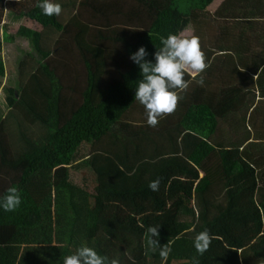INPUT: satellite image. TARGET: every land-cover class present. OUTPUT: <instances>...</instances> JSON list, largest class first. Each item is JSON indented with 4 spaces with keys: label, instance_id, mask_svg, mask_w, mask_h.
Returning <instances> with one entry per match:
<instances>
[{
    "label": "trees",
    "instance_id": "trees-1",
    "mask_svg": "<svg viewBox=\"0 0 264 264\" xmlns=\"http://www.w3.org/2000/svg\"><path fill=\"white\" fill-rule=\"evenodd\" d=\"M27 1L26 5L28 2L0 0V21L5 4L16 3L12 4V16L25 23L16 36L30 45L18 63L19 80L25 72V81L8 88L16 95L8 100L11 110L5 121L0 113V195L10 186L18 187L22 195L19 208L0 210V264H63L64 257L82 245L107 257L106 264L112 260L119 264H264L254 242L232 255L218 244L224 246L229 236L233 244H241V239L234 240L233 229L222 232L218 228L220 236H216L220 239H214L205 253H198L193 245L195 236L207 227L215 229L212 227L227 212L210 218V208L204 205L201 209L199 204L195 224L186 193L191 186L189 179L196 178L198 171L202 174L199 186L209 190L216 184L235 181L245 173L247 164L256 168L264 187V154L260 148L264 142L249 143L241 160H227L218 150L223 143L212 140L227 136L217 134L220 117L244 109L253 92L264 98V67L260 72L255 70V79L252 72L239 67L235 55L211 49L216 44V48L234 47L229 28L244 32L247 20L241 13L254 10L253 1L239 11L233 0H224L210 12L215 0H55L61 9L65 3L76 7L67 24L58 16L43 15L37 0ZM14 9L17 13L13 15ZM29 22L36 29L26 26ZM190 26L193 35L200 38L208 67L196 78L186 73L189 86L179 92L176 109L164 114L155 127L149 126L144 106L135 99L142 77L129 56L143 46L149 53L146 59L153 60L152 53L160 47L157 34L182 35ZM52 32L60 35L54 49L49 46ZM11 41L7 33L4 38L0 36V85L6 75L3 46ZM79 66L84 67L83 86L77 84ZM201 76L203 85L196 82ZM77 91L79 102L73 98ZM10 117L18 124L15 144L10 141L13 132L7 134L3 128ZM112 133L124 135L134 148L166 143L187 153L188 179L177 191L173 228H158L159 244L171 248L167 261H162L159 249L154 251L148 244L147 229L156 226L153 215L146 211L150 210L148 184L141 186L131 177V191L121 192L116 186L126 173L119 162L113 164L120 174L116 179L106 167L103 174L91 168L92 149L81 152ZM154 157L155 150L143 158ZM169 166L171 172H161L157 178L162 181L166 175L178 185V177L184 172H175L180 170L175 164ZM73 170L90 171L91 178L87 172L84 177L96 190L95 196L72 181ZM135 202L141 207L137 212H124L123 208L136 210ZM260 207L264 215V202ZM242 231L252 234L251 229ZM54 237L62 242L51 245Z\"/></svg>",
    "mask_w": 264,
    "mask_h": 264
},
{
    "label": "crops",
    "instance_id": "crops-1",
    "mask_svg": "<svg viewBox=\"0 0 264 264\" xmlns=\"http://www.w3.org/2000/svg\"><path fill=\"white\" fill-rule=\"evenodd\" d=\"M223 1L224 0H218L214 2L217 3L218 6L223 3ZM248 1L250 0H233L236 6L239 7V11L241 7L248 3ZM252 1L255 6L254 10H252L253 12L241 13L243 15L242 19L247 20L244 24V32H239L229 28L230 32H232V34H230V40L235 43L234 47L232 45L230 47L233 48H216V44V46L213 45L211 49L213 51H225L235 55L238 58L239 67L252 72L255 79H257L258 76L255 74V70L260 72V70L264 67V0ZM64 11H66L65 6L62 7L61 14L58 18H60L62 23L67 24L73 18L74 14H76V7H69L67 12ZM65 14V19L62 20ZM242 19L240 21H242ZM52 35L53 34L51 33L49 37V46L53 43L51 42ZM218 124L217 134H227V136L224 137L225 139L213 138L212 140L223 143L224 147L218 149L222 158H226L227 160H241L243 158L242 152L249 143L264 142V98H261L258 95V92H253L252 95L248 97L247 104L244 109H241L238 112L228 113V115L220 117L218 119ZM181 138L182 136H180V139ZM261 147L264 154V144L261 145L260 148ZM134 149L136 151V148ZM155 154L156 158L154 157L153 159L143 158L136 162L131 160V163H126L128 169L130 170L126 169V167L122 164L123 166L121 165V171L126 173V176H124L126 177V181L130 179L132 184L131 177H134L136 170L139 169L140 172L138 170L137 172L141 174L139 178L137 177V182L143 186V184H149L150 181L156 179L161 172H171L169 164H175L178 166L180 170L174 169V171L180 172L179 174H182L181 170H183L184 175H180L178 177L180 181L178 182V185L177 182L172 181V178H166V175H164L162 181L160 182L158 191H152L148 187L150 191L148 198L150 201V210L146 211L148 214L153 215V220L157 227L163 226L170 229L173 228V218L178 209L177 196L179 194L177 191L183 185H186L188 179L186 175L188 163L187 153L178 151V147H172L171 145L168 146L166 143L161 145L159 143ZM91 159L93 161L91 168L95 172L98 171L103 174L102 170L108 161L104 159V164H102L100 162L97 163V161H100L101 158L96 159L93 156ZM118 164L120 165V163ZM245 168V173L236 178L235 181L216 184L211 186L209 190H203L204 188L199 186L202 174L198 171L196 178L189 179L188 182H191V186L189 187V191H186L187 196L191 201V207L196 216L195 224L199 221V204L201 209L204 205H207L208 208H210L208 213L210 218L217 214L227 212L218 224L212 227L215 229L210 230V227H207L206 229H208L212 235V241L216 238L220 239V237L216 236H220V233L217 231L218 228L222 229V232L227 229H233L232 234L234 236V240L236 238L241 239L243 241L241 244H229L228 242H225V245L223 246L222 243L217 241L225 251L228 249L233 251V253L235 252V249H238L240 252L245 246L256 243V239H249L246 232H243L242 230H250L256 224V226L259 225L260 229L264 231V215L260 207V204L264 202V187L261 186L259 182L256 168L251 164H247ZM194 169L195 168H193V170ZM85 172L86 170H82L81 175ZM151 176H154V178ZM121 177L123 176H120V178ZM125 182L120 181V184ZM81 187L88 189L84 185ZM172 187H174V189ZM127 190H130V183ZM88 191L90 194L95 196L96 190L91 191L90 189ZM92 192H94V194ZM140 208L141 207L137 202L136 210L135 208L133 210V207L131 211H128L125 208L123 209L126 213H134ZM135 219L136 222L139 220L138 217ZM184 235L187 234L184 233ZM58 242L62 241L54 237L50 244L56 245ZM258 244V250H260V253L264 256V252L261 251V249L264 250V236H262V240L259 241Z\"/></svg>",
    "mask_w": 264,
    "mask_h": 264
},
{
    "label": "clouds",
    "instance_id": "clouds-1",
    "mask_svg": "<svg viewBox=\"0 0 264 264\" xmlns=\"http://www.w3.org/2000/svg\"><path fill=\"white\" fill-rule=\"evenodd\" d=\"M37 7L43 15L52 17L61 14V4L55 0H37ZM160 47L152 53L153 60H147V50L140 46L131 53L129 59L138 65L141 79L135 88V99L144 106L147 115V124L155 127L164 114L172 113L181 98L179 92L189 86L185 74L190 73L196 78L208 67L205 53L200 47V38L192 35L182 36L169 33L166 37L160 36ZM203 85V77L196 81ZM160 178L149 182L148 187L152 191H158ZM22 202L21 190L16 186H10L5 193L0 195V210L12 212L19 208ZM157 226H150L148 244L155 251L159 249L162 261H167L171 252L170 246L159 244V231ZM213 237L208 229L199 232L193 241L195 250L205 253ZM107 257L100 255L96 249L82 245L64 257L63 264H106ZM110 264H119L117 260L110 261Z\"/></svg>",
    "mask_w": 264,
    "mask_h": 264
},
{
    "label": "rangeland",
    "instance_id": "rangeland-1",
    "mask_svg": "<svg viewBox=\"0 0 264 264\" xmlns=\"http://www.w3.org/2000/svg\"><path fill=\"white\" fill-rule=\"evenodd\" d=\"M17 1V0H15ZM20 3H26L29 4V1L27 0H19ZM68 1V0H67ZM218 0H215V2ZM12 4H16V3H12ZM10 2H8V4H5L4 6V14L1 18L0 21V36L2 38L5 37V34L7 33L8 35L11 36L12 41L10 43L8 42H4V46H3V59L6 65V75L4 76L3 79V83L0 85V113H3V118L4 121L6 120L5 118L7 117V113L9 112V110H11V107H9L8 105V100L12 99V96L16 95L15 90H8V88L13 89L15 87V85H18V83L25 81V77H26V73L23 72L22 74V78L20 79V75L21 72L19 70L18 67V63L20 60L24 59L25 54L27 52L30 51V45L28 43V41L25 38H21L19 36H16V33L18 31V29L20 27L25 26V23L20 20H16L14 18V16L16 17V9H14L15 11L13 12L12 16V12L11 9L12 7H15V5H12ZM66 5V11L67 12L69 10L68 7V3H65ZM216 7H217V3H214L212 6L209 7V11L210 12H215L216 11ZM66 14L64 15L63 19H65ZM26 26H29L30 28H34L36 29V27L32 24V23H26ZM49 33V30H47ZM52 38H51V42H53L51 44V49H54V43H56V41L58 40V38H60V35L53 33L52 32ZM193 35V27L190 26L183 34L182 36H192ZM222 36H225L224 34ZM74 61V60H73ZM71 61V62H73ZM77 69L80 70L79 75H78V85H84V67L83 66H79ZM75 76V75H74ZM77 77V75L75 76ZM73 98L79 102L81 101V97H80V93L79 91L74 92V96ZM23 116V115H22ZM3 121V123H4ZM28 121H26L27 123ZM21 123V122H19ZM29 123V122H28ZM6 125L3 126L4 130L6 131L7 134H9L10 132H13L14 136L12 137V139L10 141H12L14 144L17 143L18 140V136L15 133L16 130V125L18 126L17 122H15L13 117H10V119H8L5 123ZM31 128L35 131L37 130L35 126H32L31 123H29ZM96 147V149H94ZM138 148V147H137ZM136 151L134 149V146L128 142L127 138L119 133H112L109 134L108 136L103 137L100 140V143H98L97 145H95L93 148H90L85 146L83 148V150L81 152H84L86 150V153H89L92 149L91 155H94L95 158H101L100 161L98 160V162L104 164V161L108 160L107 165H105V167L110 170V175L114 178L117 179V177L120 175L118 173V169L115 165V163H117V161L120 163V165H124L126 167V169H128V166L126 165V163H131V160L136 162L141 160L143 157H146V155L148 154L149 151L153 152L155 150V153L157 152V147L154 145H151V147H141V149H137ZM155 148V149H154ZM149 149V150H148ZM154 149V150H153ZM105 159V160H104ZM126 160V162H125ZM122 165V166H123ZM142 167V166H140ZM139 172L140 170L137 169ZM135 172L134 174V181L135 179H137V177L139 178L140 174L139 172ZM87 172V176L88 178H91V174L90 171H86ZM139 173V174H138ZM84 173L81 175V173H78L77 170H73L71 171V178L72 181L77 184L78 186H86V188L91 189V191H93V188L89 187L86 184L85 181V177H84ZM120 181H124V175L123 177L120 178ZM125 183H130V179H128V181H126ZM125 183L120 184L118 186H116V188H118L119 191L121 192H127L129 186L125 185ZM131 191V190H129ZM256 225V224H255ZM254 225V226H255ZM259 225L256 228H252L251 232L252 234L249 232V234H247V237L249 239H256V243L253 245L254 247H256L258 249L259 244L258 242L262 240V236H264V231L262 229H258ZM219 233V232H218ZM232 237L229 236V243H232ZM233 244V243H232ZM212 245V244H210ZM236 250V249H235ZM227 252L232 255L233 251H230L227 249ZM236 252V251H235ZM241 252V251H240ZM262 252H264V250H262ZM214 261L217 262V260L213 259ZM238 264V262L236 263Z\"/></svg>",
    "mask_w": 264,
    "mask_h": 264
}]
</instances>
